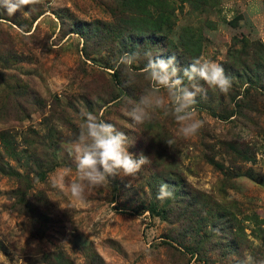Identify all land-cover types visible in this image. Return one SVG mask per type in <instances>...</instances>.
Here are the masks:
<instances>
[{"label": "rangeland", "instance_id": "obj_1", "mask_svg": "<svg viewBox=\"0 0 264 264\" xmlns=\"http://www.w3.org/2000/svg\"><path fill=\"white\" fill-rule=\"evenodd\" d=\"M121 1L41 0L34 11L0 13V264L264 260V0ZM132 3L154 20L168 16L146 25L166 34L165 54L179 67L205 58L232 78L227 94L201 82L197 135L180 137L160 110L143 125L125 115L148 82L141 61L126 85L114 63L119 34L91 37L82 54L73 23H111L113 7L135 16ZM82 111L150 159L134 179L117 176L83 203L53 187L74 168L61 145L78 133ZM161 183L173 198L157 200Z\"/></svg>", "mask_w": 264, "mask_h": 264}, {"label": "clouds", "instance_id": "obj_2", "mask_svg": "<svg viewBox=\"0 0 264 264\" xmlns=\"http://www.w3.org/2000/svg\"><path fill=\"white\" fill-rule=\"evenodd\" d=\"M41 0H0V13L12 16L23 12L25 8L34 11ZM144 61L143 77L148 82L137 100H129L125 110L134 125H143L152 119L157 111H163L173 117L179 125L178 135L190 138L197 135L204 121L197 117L194 105L198 96L206 95L208 88L227 94L232 87V78L226 75L224 68L205 58H196L188 66L179 67L175 55L165 58L151 50L125 52L115 60V65L125 77V83L132 86L136 83L135 66ZM185 80L187 83H185ZM83 123L78 133L70 136L61 147L72 158L73 167L62 169L59 183L53 187L67 191L70 197L81 203L88 195L117 176L135 178L150 159L143 154L135 157L129 152V138L115 125L89 111H82ZM166 143L172 146L174 139ZM75 172L76 179L68 180ZM174 197L172 186L161 183L156 194L157 200L163 202ZM240 264H264L256 261L251 254H246Z\"/></svg>", "mask_w": 264, "mask_h": 264}, {"label": "trees", "instance_id": "obj_3", "mask_svg": "<svg viewBox=\"0 0 264 264\" xmlns=\"http://www.w3.org/2000/svg\"><path fill=\"white\" fill-rule=\"evenodd\" d=\"M121 5L127 8L126 2L121 1ZM130 7L132 8L129 10L134 12L135 16H124L121 11L116 12L115 10L117 9L113 7V9L110 10L112 16L111 23H102L100 21H77L73 23V32L83 38L82 54L84 57H89V54L85 51L87 49L86 44L88 39L91 37H98L104 41L108 38L109 34L120 35V48L117 51L118 54L122 55L125 52L139 51L137 47H140L145 50L152 48L155 51L153 52L154 54H162L165 58L172 56L169 52L165 54V52H167L165 51L166 44L169 42L166 34L159 33L158 30H155L156 27L152 29L147 27L150 22L158 21L160 23L163 18L156 16L154 20L150 13L142 12L139 9L141 5H139V7L138 5H130ZM139 11L141 13H139ZM140 16L141 18H139ZM166 17L167 18L163 19L164 23L168 21V16ZM120 86L125 89L123 84H119V87ZM151 210L153 211V209Z\"/></svg>", "mask_w": 264, "mask_h": 264}]
</instances>
